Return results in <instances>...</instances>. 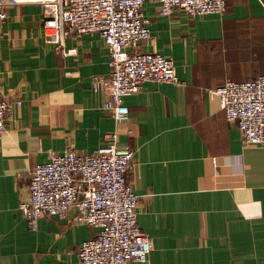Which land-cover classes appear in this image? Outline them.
<instances>
[{
	"label": "crops",
	"instance_id": "1",
	"mask_svg": "<svg viewBox=\"0 0 264 264\" xmlns=\"http://www.w3.org/2000/svg\"><path fill=\"white\" fill-rule=\"evenodd\" d=\"M226 9L160 16L145 2L151 36L137 50L171 58L180 83L145 82L125 96L130 116L118 124L102 109L108 97L91 90L110 71L100 34L60 45L53 5L6 7L0 96L13 104L0 141V264H81L78 248L97 229L74 223V208L30 224L20 205L52 153H92L115 131L136 151L128 179L152 241L148 262L128 264H264V145L244 144L209 93L264 75V0Z\"/></svg>",
	"mask_w": 264,
	"mask_h": 264
},
{
	"label": "built area",
	"instance_id": "2",
	"mask_svg": "<svg viewBox=\"0 0 264 264\" xmlns=\"http://www.w3.org/2000/svg\"><path fill=\"white\" fill-rule=\"evenodd\" d=\"M147 0H0L1 28L11 4L53 5L57 15L60 45L70 33H99L110 55L109 74L92 77L94 94L108 99L102 109L115 119L126 122L130 116L124 98L139 93L147 81L180 83L174 61L154 52H141L143 41L151 36L149 19L143 6ZM158 5V15L171 16L181 10L189 15L223 14L226 0H151ZM219 97L227 121L234 122L244 144L264 145V75L246 82L226 81L209 90ZM21 105V100L14 102ZM12 104L0 96V141ZM119 133L92 153L69 146L52 153L38 164L31 176L29 194L20 209L30 224L41 217L65 218L74 208L73 222L97 229L96 235L78 248L81 264L146 263L152 241L138 222L140 199L128 179L136 151L129 144L120 146Z\"/></svg>",
	"mask_w": 264,
	"mask_h": 264
}]
</instances>
